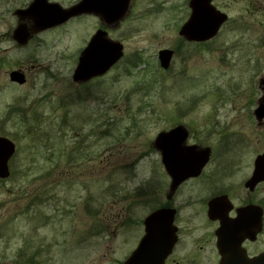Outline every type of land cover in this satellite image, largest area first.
<instances>
[{"label":"rangeland","instance_id":"rangeland-1","mask_svg":"<svg viewBox=\"0 0 264 264\" xmlns=\"http://www.w3.org/2000/svg\"><path fill=\"white\" fill-rule=\"evenodd\" d=\"M15 2L30 0H0V136L16 149L0 179V264H118L133 246L129 223L154 206L142 203V189L162 173L153 145L160 132L180 124L211 158L236 152L230 144L250 124L242 92L264 73L256 62L264 0H214L228 20L206 43L178 35L188 0H130L112 26L72 18L23 46L11 37ZM98 28L123 56L75 83L78 55ZM163 48L174 51L166 70ZM13 69L24 72L23 85L9 81Z\"/></svg>","mask_w":264,"mask_h":264},{"label":"flooded vegetation","instance_id":"flooded-vegetation-1","mask_svg":"<svg viewBox=\"0 0 264 264\" xmlns=\"http://www.w3.org/2000/svg\"><path fill=\"white\" fill-rule=\"evenodd\" d=\"M65 1L69 3L66 7L62 5ZM79 1L30 0L26 7H18L15 2L13 15L17 24L29 30L32 39L37 33L65 23L37 32L36 19L51 15L52 7L67 9ZM33 5L36 7L33 12L16 14ZM84 16L99 18L86 13L72 18ZM53 17L49 16L47 21H57L58 18ZM258 49L264 50V45L260 44ZM256 62H264V51H258ZM257 75L255 80L250 79L252 88L245 87L242 92L244 114L250 124L241 132L238 146L230 144L236 151L232 157L211 158V148L188 143V131L184 129L182 146H194L196 151L207 148L208 158L197 175L175 184L162 164L161 150L157 149L162 173L157 183L150 178L142 189V203L154 206L142 220L129 223L133 231L137 230L133 246L118 264H124L134 255L146 235L145 219L156 210L163 214L149 229L155 228L151 233L159 253L136 255L133 264H148V259L155 260L153 264H264V73ZM248 133L253 135L254 144L248 142L251 141Z\"/></svg>","mask_w":264,"mask_h":264},{"label":"water","instance_id":"water-1","mask_svg":"<svg viewBox=\"0 0 264 264\" xmlns=\"http://www.w3.org/2000/svg\"><path fill=\"white\" fill-rule=\"evenodd\" d=\"M211 0H191V14L187 22L181 27L179 33L189 41H204L213 37L220 25L226 20V15L217 11ZM128 0H82L77 6L69 10H53L57 21H45L36 19L37 29L41 30L58 22H63L69 17L81 13L99 14L107 23H114L120 20L126 12ZM28 11V10H27ZM36 15H34V18ZM28 31L23 26H18L13 32V38L23 44L28 39ZM171 51L162 50L159 52V59L162 67L167 68L171 58ZM122 55V45L119 42L110 41L106 33L97 31L92 37L86 49L81 53L78 65L73 73L74 81H86L94 76L105 73ZM10 79L22 84L24 76L17 72L10 73ZM185 134L182 128L177 127L169 133L161 134L156 144L162 151V162L167 171L172 175L174 183H179L188 176L197 175L208 158V149L196 151L194 146H182ZM14 152V144L0 137V178H7L8 160ZM161 212H157L146 220V224L158 221ZM153 219V220H152ZM148 230V229H147ZM149 231V230H148ZM150 237L143 239L135 252V256L144 252L154 253L153 241ZM135 258H130L125 264H133ZM153 263V259H149Z\"/></svg>","mask_w":264,"mask_h":264}]
</instances>
